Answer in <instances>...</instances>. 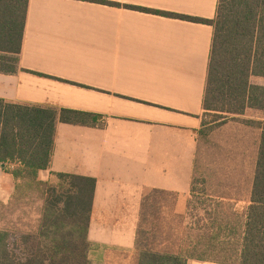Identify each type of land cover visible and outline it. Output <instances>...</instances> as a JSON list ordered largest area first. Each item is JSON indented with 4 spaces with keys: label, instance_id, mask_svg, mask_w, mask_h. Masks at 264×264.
<instances>
[{
    "label": "crops",
    "instance_id": "1",
    "mask_svg": "<svg viewBox=\"0 0 264 264\" xmlns=\"http://www.w3.org/2000/svg\"><path fill=\"white\" fill-rule=\"evenodd\" d=\"M217 4L27 0L16 65H0L4 103L95 116L91 125L56 122L49 165L36 181L56 186L57 173L94 178L88 239L124 251L128 264H136L141 204L153 191L173 194L166 197L172 212L198 236L171 251L207 253L186 264H241L262 132L255 123L264 122V110L247 108L210 129L213 145L232 157L213 165L214 195L190 197L206 148L200 133L213 124L203 108L213 27L138 9L213 19ZM250 82L264 86V77ZM19 167L16 160L0 162V230L14 223L4 211L18 198L38 197L41 208L45 197L36 181L9 171Z\"/></svg>",
    "mask_w": 264,
    "mask_h": 264
},
{
    "label": "trees",
    "instance_id": "2",
    "mask_svg": "<svg viewBox=\"0 0 264 264\" xmlns=\"http://www.w3.org/2000/svg\"><path fill=\"white\" fill-rule=\"evenodd\" d=\"M26 4L27 0H0V65L6 66V57L16 65ZM138 9L212 25L203 108L204 113L215 112L214 125L247 108L264 110V86L250 82L252 75L264 77V0H218L213 19ZM58 120L91 125L95 116L73 109L13 105L0 100V145L5 147L4 152L0 150V162H20L21 167L9 171L15 177L36 181L38 171L49 165ZM255 124L262 132L241 264H264V122ZM7 149L11 152H5ZM56 177L58 184L53 187L36 181L45 197L41 194L43 206L35 247H27L28 236L19 246L7 230H0V264H103L109 246L88 239L95 179L69 173H57ZM147 199L143 198L142 207ZM135 251L136 264H186L188 257H200L195 250L173 252L143 247L138 230Z\"/></svg>",
    "mask_w": 264,
    "mask_h": 264
},
{
    "label": "rangeland",
    "instance_id": "3",
    "mask_svg": "<svg viewBox=\"0 0 264 264\" xmlns=\"http://www.w3.org/2000/svg\"><path fill=\"white\" fill-rule=\"evenodd\" d=\"M4 60L6 61V65L13 66L15 64L11 58L6 57ZM204 116L206 123H213L212 121L217 118L215 112L204 113ZM214 126L216 124L207 126L200 133L202 135L200 137V146L206 148L204 154L201 149L202 152L200 151L199 156L201 162L197 160L196 163L198 169H196V174L192 181L190 197H210L214 195L219 187L210 185L211 183L208 180L210 173L214 170L213 165L215 162L224 161L232 157V153L216 148L210 140V137H212L210 136V129H213ZM200 170L203 173L198 172ZM145 197H148V199L143 207L141 204L140 223L138 227L141 246L151 247L156 250H172L176 249L178 245L186 247L187 243L196 242L198 236H193V232L184 226L181 217H177L172 212L171 198L166 197H175L173 194L153 191ZM163 199L165 201H162ZM38 200H40L38 197H30L29 200L24 201L18 198L13 205L8 206L7 211H4L5 213L9 212L14 217V223L7 231L12 235V239L16 241V245H23L22 240L24 236L29 237V242L26 244L27 247L33 249L36 245L41 209L43 206L42 203L41 208H39ZM151 229H154V232ZM134 253L136 254L135 251ZM195 253L207 254L202 250H195ZM230 253L233 255L232 251ZM215 256L217 257L218 253ZM103 258L106 259V264H128V254L118 249L107 248L103 254Z\"/></svg>",
    "mask_w": 264,
    "mask_h": 264
}]
</instances>
